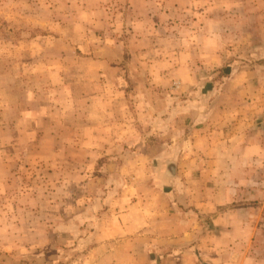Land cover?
<instances>
[{"label":"rangeland","instance_id":"obj_1","mask_svg":"<svg viewBox=\"0 0 264 264\" xmlns=\"http://www.w3.org/2000/svg\"><path fill=\"white\" fill-rule=\"evenodd\" d=\"M244 38L264 43V0H0V264H96Z\"/></svg>","mask_w":264,"mask_h":264},{"label":"crops","instance_id":"obj_2","mask_svg":"<svg viewBox=\"0 0 264 264\" xmlns=\"http://www.w3.org/2000/svg\"><path fill=\"white\" fill-rule=\"evenodd\" d=\"M241 42L228 52L240 50L227 60L214 99L200 101L190 119L175 120L148 183L129 187L136 198L121 200L111 226L96 231L118 238L98 244L106 251L96 264H264L250 256L264 220V203L250 191V184L264 183V43L248 50V40Z\"/></svg>","mask_w":264,"mask_h":264}]
</instances>
